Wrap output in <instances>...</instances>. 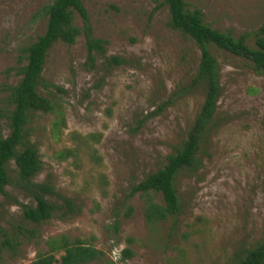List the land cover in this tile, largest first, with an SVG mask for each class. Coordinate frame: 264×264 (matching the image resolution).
Returning <instances> with one entry per match:
<instances>
[{
	"label": "rangeland",
	"instance_id": "1",
	"mask_svg": "<svg viewBox=\"0 0 264 264\" xmlns=\"http://www.w3.org/2000/svg\"><path fill=\"white\" fill-rule=\"evenodd\" d=\"M52 1L0 0V105L20 79V51L45 30L46 18L35 15ZM184 1L211 28L233 37L257 30L264 20V0ZM82 2L104 52L95 54L92 67L83 37L71 46L57 42L48 52L42 80L54 87L39 91L59 102L64 124L54 135L53 117L35 115L31 141L41 157L34 182L54 191L46 198L53 212L44 223L25 220L21 205L33 204L30 194L6 187L0 264H33L47 250L45 241L60 234L104 253L91 264H231L264 236V77L247 61L214 52L221 93L196 169L177 178L181 212L148 227L143 200L127 195L163 167L199 113L204 93L191 83L200 52L168 27L169 13L159 0ZM72 133L99 138L77 147ZM7 134L0 119V137ZM66 149L77 150L76 157L60 160ZM10 167L15 171L13 162ZM128 207L133 211L126 218ZM125 248L131 258L122 259Z\"/></svg>",
	"mask_w": 264,
	"mask_h": 264
},
{
	"label": "trees",
	"instance_id": "2",
	"mask_svg": "<svg viewBox=\"0 0 264 264\" xmlns=\"http://www.w3.org/2000/svg\"><path fill=\"white\" fill-rule=\"evenodd\" d=\"M158 3L168 10V27L193 41L199 49V65L191 84L202 87L204 99L185 139L167 156L163 167L148 174L129 190L127 198L139 195L143 200L144 221L148 227L176 220L181 212L176 189L177 178L183 171L196 169L200 145L210 129L221 93L219 65L214 52L221 51L239 57L250 64L254 73L264 77V20L257 30L233 37L211 28L204 22L201 11L190 10L184 0H159ZM35 16L46 18L45 30L33 43L20 51L23 62L17 68L20 79L16 85L8 87V95L0 105V119H5L8 127V134L0 137V197L5 194L8 186L17 185L24 189L30 194L33 204L21 205L23 218L40 224L51 218L53 206L46 198L54 195V191L48 184L34 182L41 169V157L35 142L31 141L33 117L37 114L52 116L51 131L54 135H57L60 126L64 124L59 102L39 91V87H54L43 83L45 60L55 43L62 42L71 46L78 37H83L87 48V62L92 67L95 54H103L105 42L93 37L82 0H53ZM76 19H79L80 26L76 25ZM250 41L253 46L249 45ZM10 70L13 69L8 71ZM69 136L78 143L77 147L88 146L90 141L96 143L99 138L95 134L82 136L72 133ZM77 153V150L66 149L57 156L60 160H66L69 157L75 158ZM11 162L15 171L11 170ZM12 172L14 176L11 175ZM132 211L128 207L125 217H130ZM45 245L47 250L37 254L33 264H91L104 256L91 242L70 238L66 234L48 238ZM121 256L122 259H128L133 253L125 248L121 251ZM231 264H264V236Z\"/></svg>",
	"mask_w": 264,
	"mask_h": 264
}]
</instances>
